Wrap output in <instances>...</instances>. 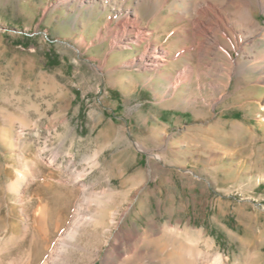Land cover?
Wrapping results in <instances>:
<instances>
[{
	"label": "rangeland",
	"instance_id": "obj_1",
	"mask_svg": "<svg viewBox=\"0 0 264 264\" xmlns=\"http://www.w3.org/2000/svg\"><path fill=\"white\" fill-rule=\"evenodd\" d=\"M195 1L0 0V264H264V13L176 57Z\"/></svg>",
	"mask_w": 264,
	"mask_h": 264
},
{
	"label": "bare ground",
	"instance_id": "obj_2",
	"mask_svg": "<svg viewBox=\"0 0 264 264\" xmlns=\"http://www.w3.org/2000/svg\"><path fill=\"white\" fill-rule=\"evenodd\" d=\"M222 2L223 3L219 2V0H196L194 2V11L196 13L191 21L193 24L192 27L188 28L187 26L182 25L178 28V31H184L186 33H182L180 35L183 40L186 41L191 36L193 37L194 42L189 46L183 45L177 52L176 57L183 55L185 51L187 52L193 49H198V52L203 54L208 50L207 48L211 47L222 49L230 57L229 59L233 57H231L228 49L229 47L241 46L242 39L240 35L236 37L234 32L229 31L226 25L233 27L234 24L237 23L236 26L240 24V26H243L245 29L246 23H238L235 18V10L233 13L231 12L229 14L226 13V10H228L231 5L237 7L241 6L245 20L248 22L252 21L251 23H254L251 9L258 7L264 13V0H241V3L237 0H222ZM183 13L179 15L180 19L183 17ZM124 19V21L119 20L116 24V26H122L121 33H118L112 28L108 31L112 45H118L122 42V39L123 41L124 39L129 41L126 45H132L131 43H145L144 50L138 57L142 67L156 68L160 64L166 63L168 61L166 53H170V49H167L162 45V43H159L157 38L153 37L154 31L139 27L140 18L138 13L133 9L132 11L126 13V17H124ZM258 28L262 29L263 27L259 26ZM219 31L223 34L219 35ZM129 33L132 35H128ZM226 36L228 37V43H224L223 41ZM189 70L188 66L183 69L181 73H179L176 77L177 83L188 77L187 73ZM204 264H226V262L220 254H216L214 257L208 255Z\"/></svg>",
	"mask_w": 264,
	"mask_h": 264
}]
</instances>
